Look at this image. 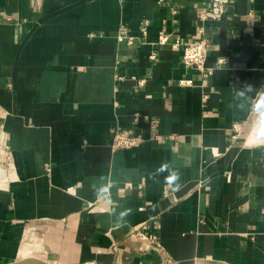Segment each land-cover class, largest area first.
I'll return each mask as SVG.
<instances>
[{
	"label": "crops",
	"instance_id": "1",
	"mask_svg": "<svg viewBox=\"0 0 264 264\" xmlns=\"http://www.w3.org/2000/svg\"><path fill=\"white\" fill-rule=\"evenodd\" d=\"M209 6L0 0V264H264V0Z\"/></svg>",
	"mask_w": 264,
	"mask_h": 264
},
{
	"label": "built area",
	"instance_id": "2",
	"mask_svg": "<svg viewBox=\"0 0 264 264\" xmlns=\"http://www.w3.org/2000/svg\"><path fill=\"white\" fill-rule=\"evenodd\" d=\"M163 0H158V3ZM231 0H210L209 8L200 14L202 20H219L227 11V7ZM200 37L196 41H181L179 38L173 39L170 43L174 48H180L182 51V59L185 64L193 66L198 72L201 74H209L211 73V68L206 66V58L208 53L209 43L205 37L204 29H200ZM120 38H128L129 42L132 39V36H127L126 32L122 30L119 35ZM168 42V36L162 32L158 37V44H165ZM151 59L154 58V53H151L149 56ZM223 60L219 59L218 63ZM192 81L190 79L180 80V84L182 85H190ZM238 125H234V130L238 129ZM112 141L111 148L112 149H128L136 146L141 139L137 136L130 134L125 130L114 129L112 132ZM145 226H141V228H134L132 231V235L138 236L141 238H147V235L144 233L143 229Z\"/></svg>",
	"mask_w": 264,
	"mask_h": 264
},
{
	"label": "water",
	"instance_id": "3",
	"mask_svg": "<svg viewBox=\"0 0 264 264\" xmlns=\"http://www.w3.org/2000/svg\"><path fill=\"white\" fill-rule=\"evenodd\" d=\"M4 264H48L44 261L33 259V258H26V259H21L13 262H8Z\"/></svg>",
	"mask_w": 264,
	"mask_h": 264
},
{
	"label": "clouds",
	"instance_id": "4",
	"mask_svg": "<svg viewBox=\"0 0 264 264\" xmlns=\"http://www.w3.org/2000/svg\"><path fill=\"white\" fill-rule=\"evenodd\" d=\"M250 87L251 86H249V88ZM258 109L260 111L264 112V102H259L258 101ZM177 179H178V177L174 176V175L173 176H169V177L166 178L167 182H169V183H174Z\"/></svg>",
	"mask_w": 264,
	"mask_h": 264
}]
</instances>
